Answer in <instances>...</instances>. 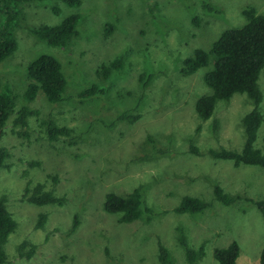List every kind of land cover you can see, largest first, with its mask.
Here are the masks:
<instances>
[{
	"label": "rangeland",
	"instance_id": "374dc122",
	"mask_svg": "<svg viewBox=\"0 0 264 264\" xmlns=\"http://www.w3.org/2000/svg\"><path fill=\"white\" fill-rule=\"evenodd\" d=\"M53 7L59 15L51 12ZM246 7L264 16V0H81L78 7L46 0L19 7L21 24L32 29L56 26L70 15H79L80 20L77 37L66 48L49 47L28 31L16 29L17 50L0 64V85L15 98L14 114L0 132V147L9 154L0 170V196L6 198L17 223L4 246L6 264H159L158 242L175 264H186L178 228L191 247L205 243L204 257L196 264H218L213 251L231 242L240 248L236 264L258 263L264 218L254 203L264 198V171L245 165L235 168L229 161L188 152L190 144L201 152L240 151L241 120L253 104L245 95H234L217 102L212 118L203 121L194 105L208 92L203 83L206 70L188 77L180 73L182 62L194 50L207 51L223 31L242 27ZM41 54L61 64L67 81L61 103L50 104L41 93L28 104L22 98L29 84L26 68ZM115 59L123 67L105 79L100 68ZM141 75L147 80L141 81ZM90 84L105 93L77 99ZM258 84L263 124L255 145L264 152V70ZM24 105L36 112L28 119L27 137L12 126L16 111ZM123 113L139 118L134 123L118 122ZM49 117L59 127L71 129L70 139L47 140L40 122ZM28 181L30 186L41 183L46 190L53 188L63 205L38 207L21 201ZM214 185L236 201L228 207L217 203ZM138 187L143 206L154 213L150 221L120 224L116 215L103 211L106 194L126 196ZM184 196L210 206L195 217L175 214L173 209ZM42 213L48 216L46 224L36 230ZM74 219L77 228L72 233ZM23 241L35 246L29 260L17 256Z\"/></svg>",
	"mask_w": 264,
	"mask_h": 264
},
{
	"label": "trees",
	"instance_id": "16d2710c",
	"mask_svg": "<svg viewBox=\"0 0 264 264\" xmlns=\"http://www.w3.org/2000/svg\"><path fill=\"white\" fill-rule=\"evenodd\" d=\"M46 0H0V64L11 57L17 50L15 38L16 29H24L30 35L41 41L45 45L53 48H66L77 37V24L79 15H70L56 26L41 25L38 28H30L26 24H21L19 7L22 5L43 2ZM67 7H78L81 0H55ZM205 8L212 12L207 5ZM51 12L59 15L58 8L53 7ZM245 24L240 28H233L223 31L217 40L212 43L209 50L196 49L192 55L182 62L181 75L191 76L199 70L205 69L203 83L207 93L199 97L194 105L198 117L207 121L214 114L217 102L229 101L234 95H245L253 104V108L241 120L244 131V143L240 151L207 149L201 152L193 144L188 147V152L194 156H208L213 160L229 161L237 168L242 165L259 167L264 171V152L256 148L255 142L257 133L263 124V115L259 107L263 100V94L258 81L261 72L264 70V16L258 14L252 7L242 10ZM194 24H198L197 20ZM107 33L111 26L107 25ZM211 65V68H209ZM123 63L120 59H115L109 66H102L100 73L107 79L112 70L121 71ZM26 76L29 84L22 94L25 103L35 100L38 93H41L50 104L63 102L62 95L66 91L67 81L61 69V64L55 58L41 54L34 59L26 68ZM146 77L140 76L144 81ZM151 77H148V81ZM147 80V79H145ZM147 82L143 86H147ZM105 91L96 84H90L77 93L79 100H88L96 96L103 95ZM15 98L4 90L0 85V132L5 127L9 117L14 114ZM36 116V112L27 106H22L15 113L12 121L13 128H18L21 136L27 137L28 119ZM139 118L138 115L123 113L117 117V121H127L134 123ZM46 138L50 142L60 139H70L72 131L66 127H59L53 119L46 118L40 122ZM218 122L213 121V131L216 132ZM264 141V136H263ZM9 154L6 148L0 147V170L5 167V161ZM53 188L57 181L53 179ZM53 188L45 189L44 184L36 183L30 186L28 181L24 187L21 201L28 204L42 207L57 205L62 206L63 198L54 195ZM214 200L225 206H231L236 197L224 192V190L214 185L212 190ZM256 209L264 218V198L254 203ZM209 203L202 199L184 196L173 212L178 215H188L195 217L201 215L209 208ZM102 209L109 215H116L120 224H130L135 221L145 219L150 221L154 213L143 206L141 188H135L126 196H119L108 193L104 197ZM47 214H39L34 228L41 230L47 221ZM17 223L6 206V198L0 196V264L7 263V256L4 246L8 238L16 230ZM77 228V220L74 219L71 232ZM177 241L184 253L186 264H196L204 257L205 243H201L197 248L189 245L184 231L177 229ZM35 251V246L23 241L17 247L19 259L29 260ZM157 259L159 264H175L169 250L161 243H157ZM240 254L239 245L231 242L226 248L215 249L213 258L218 264H236ZM257 264H264V247L262 248Z\"/></svg>",
	"mask_w": 264,
	"mask_h": 264
}]
</instances>
